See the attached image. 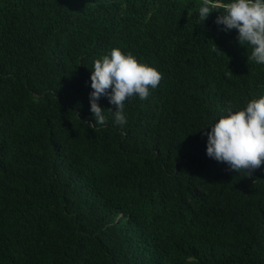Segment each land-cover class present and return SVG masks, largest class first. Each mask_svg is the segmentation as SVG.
I'll use <instances>...</instances> for the list:
<instances>
[{"label": "trees", "instance_id": "1", "mask_svg": "<svg viewBox=\"0 0 264 264\" xmlns=\"http://www.w3.org/2000/svg\"><path fill=\"white\" fill-rule=\"evenodd\" d=\"M201 3L0 0V264H264V163L228 171L199 130L264 94V65ZM113 48L162 80L90 127Z\"/></svg>", "mask_w": 264, "mask_h": 264}, {"label": "clouds", "instance_id": "2", "mask_svg": "<svg viewBox=\"0 0 264 264\" xmlns=\"http://www.w3.org/2000/svg\"><path fill=\"white\" fill-rule=\"evenodd\" d=\"M214 10L220 11L215 19L220 30L235 29L239 43L251 47L247 59L264 65V0H202L199 19L203 22ZM161 80L162 73L154 66L113 48L93 62L89 93L93 118L86 124L103 127L108 123L106 109L99 104L101 97H107L115 105V111L107 109L108 113L113 123L123 129L127 124L125 102L133 97L146 100ZM199 130L206 136L209 158L226 164L228 171L250 175L264 163V94L251 98L243 107H224Z\"/></svg>", "mask_w": 264, "mask_h": 264}]
</instances>
